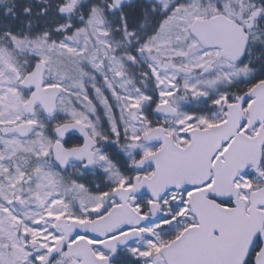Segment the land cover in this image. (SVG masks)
Masks as SVG:
<instances>
[{"label":"snow or ice","instance_id":"1","mask_svg":"<svg viewBox=\"0 0 264 264\" xmlns=\"http://www.w3.org/2000/svg\"><path fill=\"white\" fill-rule=\"evenodd\" d=\"M0 264H264V0H0Z\"/></svg>","mask_w":264,"mask_h":264}]
</instances>
